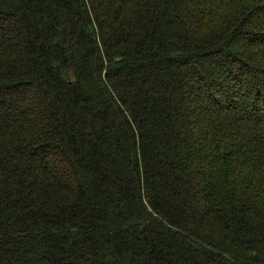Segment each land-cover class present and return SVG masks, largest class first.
Instances as JSON below:
<instances>
[{"label": "trees", "instance_id": "16d2710c", "mask_svg": "<svg viewBox=\"0 0 264 264\" xmlns=\"http://www.w3.org/2000/svg\"><path fill=\"white\" fill-rule=\"evenodd\" d=\"M0 264H264V0H0Z\"/></svg>", "mask_w": 264, "mask_h": 264}]
</instances>
